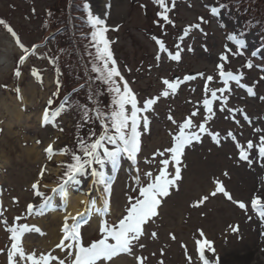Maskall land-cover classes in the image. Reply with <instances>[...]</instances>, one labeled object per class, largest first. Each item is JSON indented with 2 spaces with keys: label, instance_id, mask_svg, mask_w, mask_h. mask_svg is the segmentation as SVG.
Wrapping results in <instances>:
<instances>
[{
  "label": "rangeland",
  "instance_id": "374dc122",
  "mask_svg": "<svg viewBox=\"0 0 264 264\" xmlns=\"http://www.w3.org/2000/svg\"><path fill=\"white\" fill-rule=\"evenodd\" d=\"M85 1L90 5L94 16L106 19L109 30L105 35L112 42L110 48L113 56L141 101L157 96L164 90L161 78L183 79L186 74L197 73H204L205 77L215 76L216 64L220 62L218 58L224 52L225 45L236 52L235 45L227 39V32L238 35L237 28L242 27V18L235 15L236 19H230L234 14L227 10L213 15L210 9L218 0H175V7L169 13L175 26L168 24L163 29L154 23L159 17L156 14L157 7L150 0H104V4L96 0ZM59 2L60 0H0V20L11 27L20 41L30 49L33 43L42 38L41 25L47 9L55 7ZM198 17L207 21L201 24L207 35L193 30L180 42L178 38L185 26L200 23ZM154 36L163 40L167 49L173 53L176 51L175 45L181 43L184 48L181 60L172 61L166 53H161V60L157 62L159 48L152 39ZM243 37L245 44L240 50L243 54L230 53L226 69L234 72L241 70L244 74L242 82L255 84L256 95L248 96L245 90L232 84L233 90L229 94L227 106L243 109L252 123L248 124L237 114L240 125L235 124L226 110H219V102H214L215 116L207 126L221 134V144L217 146L210 137L204 135L201 143H193L185 149L181 165L182 179L176 182L171 194L163 199L158 209L159 215L145 226L146 235L140 242L146 247L134 249L135 255L147 257L145 264H158L160 260L164 264H188L182 243L187 246L193 264H200L194 246L198 229L204 231L207 239L214 241L219 264H264V221L252 212L250 206L252 194L264 190V161L254 159L251 166L245 161H239L235 142L231 138H225L231 130L237 141L246 144L248 139L258 141L254 128L264 129V101L260 99L264 96V50L260 48L252 56V50L260 43L256 30H250ZM189 45L194 49L193 52L187 50ZM205 45L207 51L204 50ZM41 49L39 47L37 51ZM21 54L14 38L0 24V85H7L6 88L0 87V213H3L0 220H7L11 226L14 218L20 216L23 219L15 223L38 227L44 235L38 232L25 233L21 244L27 252L35 251L37 255L48 253L62 238L64 217L74 210V197L81 193L89 200L87 208H91L87 217L82 220L87 223H82L81 227L83 242L87 245L101 236L99 223L102 217L96 214L92 202L98 199L102 186L94 184L90 177H82L79 184L68 186L67 202L62 201L58 192L51 191L58 184L56 179L61 175V162L66 160V155H56L49 161L44 149L53 140L56 141L53 148L57 151L65 145H71L73 141L68 131H71L73 122L67 113L61 115L55 125L41 126L43 110L55 87L54 73L39 60L30 57L22 65L20 77H15L14 66ZM249 60L253 65L250 69L244 67ZM33 69L39 71L42 83L31 74ZM203 84L204 80L200 77L181 84L175 94L161 97L154 105V111L148 113L151 123L149 131L142 133L141 151L137 157L141 183L146 182L145 172L158 173V161L161 158L153 160V153L169 147L172 142L170 132L175 133L177 130L176 125L167 119L168 115L171 114L177 122H182L194 108H200L201 113L195 120L197 123L203 120L202 104L197 103L204 95ZM212 86L222 85L217 78ZM16 88H19L22 99L17 98ZM61 128L63 131H60ZM38 140L40 143H37ZM252 156L255 157L256 153L253 152ZM146 160L151 163H146ZM41 168L46 171L41 180L40 191L51 196L52 201L43 209V215H29L28 204L38 208L42 203L31 188ZM104 170L106 175L113 177L111 211L106 217L112 223L121 216L127 203V195H136L132 188L136 187L134 177L137 172L126 157H122L115 168L108 164ZM168 171L174 174L175 169L170 166ZM225 172L227 176L224 175ZM216 179L223 183L234 199L248 204L247 213L219 193L215 197L209 196L198 207L192 206L202 196L214 190L213 181ZM71 215L76 216V213ZM249 216L252 218L249 219ZM230 224L239 225V232L232 233L228 228ZM152 232L157 233L155 239L151 237ZM170 233L175 235V240L171 239ZM9 236L5 226L0 224V249H5L4 253H0V264H7L6 252L11 244ZM53 254L60 258L66 255L59 249H55ZM205 254L209 259L216 258L211 252L206 251ZM109 264L137 262L133 256L120 254Z\"/></svg>",
  "mask_w": 264,
  "mask_h": 264
},
{
  "label": "snow or ice",
  "instance_id": "6c2138e0",
  "mask_svg": "<svg viewBox=\"0 0 264 264\" xmlns=\"http://www.w3.org/2000/svg\"><path fill=\"white\" fill-rule=\"evenodd\" d=\"M153 3L158 5L161 11L157 12L159 19L154 21L160 25L163 29L165 25L171 24L175 26V22L170 19L169 13L175 7V0H153ZM171 5V6H170ZM110 8L111 5L109 4ZM142 7H144L142 5ZM84 11L87 14V24L92 28L90 33V47L94 49L93 52H89L90 56H93L91 63V71L95 73V80L102 83L105 86L107 94L110 96V103L105 108L101 107L99 101H95L93 107L89 108L86 105L77 106L81 112V123L76 125L77 135L75 137L76 147L75 150L70 149L67 145L61 147L58 151L54 150L53 145L56 143L53 140L44 149L49 161L56 155H68L70 161L63 162L61 167L64 171L59 178V183L52 188L53 193H59L62 199H67L68 186L71 184H79L82 177H90L94 184L101 185L104 192V199L102 207L96 208L95 202H92L95 208L96 214L101 218L99 223V232L101 234L99 239L93 240L87 245L83 242L81 227L82 223L87 221H80L78 217H82L83 213H77L76 216L68 214L64 217V223L61 228L63 233L59 243L55 245L54 249L48 253H41L37 255L35 251L27 252L21 244V238L25 233L38 232L44 235L41 230L36 226H29L28 224H17L15 221H20L23 217L17 216L14 218V223L9 226L7 220H0V224L5 226V231L10 233L9 239L11 241L10 247L7 248V264H109L114 257L120 254H128L133 256L137 264H145L147 257L142 255H135L134 249H144L145 244L141 243V239L146 235L145 226L153 222L159 215L158 209L160 208L164 198L171 194V189L176 187V182L182 179L181 165L182 157L185 154V149L193 143H201L202 137L207 135L211 138L212 142L217 146L221 144V134L217 131H212L207 125L215 116L213 110L214 102H219V110L221 112L227 111L233 122L240 125L237 114L242 116L243 120L251 125V118L243 109L228 107L229 94L232 92V84H235L239 89L246 91L248 96H255L254 91L255 84L248 85L243 83L244 74L241 70L237 69L235 72L227 70L226 65L229 63V54L242 55L240 51L243 49L245 41L238 38L237 35L229 34L227 39L231 41L235 47L236 52H233L232 48L225 45V50L219 56V63L216 64V75H207L204 73H197L196 75L186 74L183 79L179 77L172 80L167 78H161V83L165 86L164 90L157 96L148 97L142 101L139 99L138 94L130 86V82L122 74L120 68L117 65L113 53L110 48V42L106 38V32L109 30L106 19H102L99 16H94L90 10V5L85 2L83 5ZM34 11V10H33ZM210 12L213 15L219 13V8L212 7ZM200 23L189 24L183 29L182 35L178 38L180 42L189 36L193 30H198L202 34L203 32L201 24L207 23L203 17H198ZM163 21L161 24L160 21ZM0 24H5L3 20H0ZM7 31L14 38L16 45L21 50V55L17 62V67L14 70L16 77H20V66L32 55H35L39 45H32L31 49L26 47L21 41L17 33L11 28L5 25ZM119 26H117L118 29ZM158 45L159 51L156 55V61L161 60V53H166L168 58L172 61L179 62L181 60V53L184 48L181 47V43L175 45L176 51L173 53L169 51L163 40L152 37ZM207 51L206 45L203 46ZM189 52H193L194 49L191 45L187 49ZM256 53L253 52L252 56ZM42 58V57H38ZM49 63L55 64L56 61L49 59ZM244 67L252 68V62L249 60ZM59 70L57 69V72ZM130 71V69L128 70ZM38 81L42 83V77L38 70L33 69L31 73ZM200 77L204 80L203 84V98L197 103L202 104L204 112L203 120L199 123L196 122L200 113V108H194V110L186 116L182 122H177L174 117L169 114L167 119L176 125L177 130L175 133L170 132L171 145L165 148L163 151L157 150L153 153V160L156 157H160L158 163V173L154 174L152 171L144 173L145 183H141V177L139 175L138 153L141 151V136L143 132L149 131V125L151 123L148 113L154 111V105L157 104L161 97H168L170 94H175L180 88L181 84L195 80ZM218 78L221 87H213L212 85ZM264 79V77H262ZM56 90L47 100V106L42 113L41 126L53 124L55 125L57 119L70 108L73 107L69 103L70 97L65 96L58 106L53 107L54 97L59 96L61 90L60 80L57 79ZM0 87H7V85H0ZM17 98L22 99L19 96V88H16ZM75 91V89H74ZM195 91V89H193ZM227 93V94H226ZM98 95V94H97ZM93 97L90 95L89 100L92 101ZM264 101V96L260 97ZM99 122L101 131L97 133L92 130L89 132L87 138L79 134L80 128L84 124ZM60 131H63L61 128ZM255 134H258V141L248 139L246 144H242L237 141V137L229 130L225 138H231L235 142V148L238 151V160L245 161L249 166L254 162V159L264 161V129L254 128ZM37 143H40L38 140ZM253 152L256 156L253 157ZM122 157H126L131 161V166L136 169L137 175L134 177L136 187L132 188V192L136 195H127V203L123 209L121 216L109 223L106 218L111 211V197L113 177L106 175L105 166L111 164L113 168L116 167ZM252 157V158H250ZM151 163V161H145ZM172 166L175 171L174 174L168 171V168ZM264 166V164H262ZM46 169L41 168L37 180L31 185V188L36 197L41 198L42 203L37 208L36 205L28 204L27 211L29 215H43V209L48 207L52 201L51 196H46L40 191L41 180L45 174ZM227 176V172L224 173ZM215 188L208 195L202 196L198 201L193 203V207H198L208 200L209 196L215 197L218 193L222 194L227 200L235 204L239 209L248 212V204L243 200H236L226 190L223 183L216 179L213 181ZM47 187V185H43ZM15 200V198H14ZM81 203H85L81 201ZM250 206L253 213L261 220L264 221V190L254 192L251 196ZM3 213H0L2 216ZM252 217L249 216V219ZM71 220V223H69ZM228 228L232 233L239 232V225H228ZM198 238L194 239L195 252L198 255L200 264H219V256L216 255L214 241L207 239L202 229H198ZM171 239L175 240L174 234H169ZM151 237L155 239L157 237L156 232L151 233ZM67 241V243H66ZM181 247L185 250V257L188 264H193V258L188 254L187 246L181 244ZM55 249H59L60 252L66 253L63 258L54 255ZM206 251L211 252L216 256L215 260L206 257ZM5 249H0V253H4ZM155 255V253H153ZM163 255V250H161ZM158 264H164L163 260H160Z\"/></svg>",
  "mask_w": 264,
  "mask_h": 264
},
{
  "label": "trees",
  "instance_id": "16d2710c",
  "mask_svg": "<svg viewBox=\"0 0 264 264\" xmlns=\"http://www.w3.org/2000/svg\"><path fill=\"white\" fill-rule=\"evenodd\" d=\"M150 1L153 3V0ZM84 3L85 0H60L55 7L48 8L41 25L42 38L34 43L42 49L30 56L53 71L54 83L57 79L60 80L62 87L59 96L53 98V107L58 106L65 96L70 97L69 103L73 107L63 114L69 113L73 122L71 131H68V135L73 141L68 147L73 150L76 147V125L81 123V112L77 106L86 105L91 108L98 100L100 106L107 110L106 106L110 103V96L107 94L105 86L95 80L96 74L91 71L90 62L93 56L88 53H94V49L90 47L92 28L86 22L87 14L83 8ZM154 5L157 7V12L161 11L158 5ZM212 7L219 8V12L224 10L233 12L234 16L231 15L230 19H236L235 15H240L242 27L237 28L238 38L245 41L243 36L250 30H256L260 43L252 52H256L260 48L264 50V0H218L217 4ZM5 25L6 23L3 24V27L7 29ZM229 34L227 32V37ZM49 59L55 60L56 63H49ZM16 67L17 64L15 69ZM21 67L22 65L20 70ZM55 90L56 83L53 92ZM90 95L93 97L92 101L89 100ZM92 130L97 133L101 131L98 121L84 124L80 128L79 134L87 138ZM67 161H70L68 155L63 162ZM63 171L64 169L60 177ZM60 177L56 179V183L60 182Z\"/></svg>",
  "mask_w": 264,
  "mask_h": 264
},
{
  "label": "bare ground",
  "instance_id": "6f19581e",
  "mask_svg": "<svg viewBox=\"0 0 264 264\" xmlns=\"http://www.w3.org/2000/svg\"><path fill=\"white\" fill-rule=\"evenodd\" d=\"M96 1L97 2H103L104 0H96ZM103 4H104V2H103ZM15 119L18 120V118H15ZM35 157H37V155ZM103 199H104V192H103V188H102L99 191L98 199L95 202L96 208L102 207ZM74 200H75L74 205L72 206V209H74V210L72 212H69L68 214H74V213L77 214L78 212L83 213L84 215L82 217L78 218V220L82 221L83 219H85L87 217V215L91 209V208H87V206L89 207V200L81 193H79L77 196H75ZM62 201L67 202V199L66 200L62 199ZM81 201H84L85 203L82 204ZM81 204H82V206H81ZM78 205H80V207ZM82 209H84V210H82ZM93 209H95V208L93 207Z\"/></svg>",
  "mask_w": 264,
  "mask_h": 264
}]
</instances>
